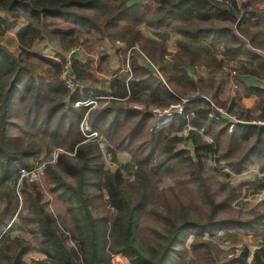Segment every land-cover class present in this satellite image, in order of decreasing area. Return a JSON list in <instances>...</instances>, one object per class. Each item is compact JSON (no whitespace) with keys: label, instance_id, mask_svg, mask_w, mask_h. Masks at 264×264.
<instances>
[{"label":"trees","instance_id":"16d2710c","mask_svg":"<svg viewBox=\"0 0 264 264\" xmlns=\"http://www.w3.org/2000/svg\"><path fill=\"white\" fill-rule=\"evenodd\" d=\"M21 17L26 18L28 23L17 34L18 53H13L0 43V184L6 186L11 180L16 184L18 175L13 179L14 170L19 166L30 167L31 157H37L41 152L35 146L16 144L9 132L10 127L15 125L10 121V116L20 100L24 104L25 121L31 127L42 134L48 130L54 145L66 144L67 149L75 150L74 156L59 154L55 163L46 164L43 171L50 183L49 192L55 195L56 200L67 204L66 210L71 212L72 221L67 222L60 214L46 212L38 187L22 180V191L32 208L16 216L32 224L29 232L38 242L45 258L36 263H27L23 258L29 251V242L0 231V264H111L112 256L117 254L126 257L131 264H169L176 253L186 255V249L181 252L177 247L183 241L181 235L185 233L194 235L191 248L204 246L209 249L210 243L202 239L204 234L212 237L220 231L260 232L264 227V203L259 211H253L247 218L219 214L227 200L239 195L240 191L237 187L229 188L228 194L217 200L203 174V159L217 155L227 157L231 154L232 146L240 141L248 144H244L236 156L227 159V165L239 172L245 161L254 156L260 158L259 168L263 171L264 149H260L258 143L260 134H264V126L244 125L247 132L239 135L238 139L235 138L236 133H232L227 148L221 151L218 139L207 141L198 130L207 128V135H210L215 126L220 125L226 130L229 123L222 117L218 120L209 117V113L219 115L209 103L186 99L182 104L184 114L180 115L171 130L180 131L187 121L196 129L190 130L186 138L154 132L153 122L150 121L152 110L146 107L147 103L142 109L127 104L132 95L143 88L135 79L136 65L130 60L133 73L130 78L117 80L118 89L111 91L109 102L90 113V124L95 129L110 139L116 148L133 154L135 178L129 182L124 179L121 169H105L97 143L84 141L78 130L84 110L76 108L73 103L85 98L89 92H71L66 88L59 77L66 58L59 53L55 56L58 60L47 58L30 50L34 42L45 37V31L62 49L69 50L76 44L86 47L87 41L79 40V27L85 33L95 31L109 40H122L127 48L133 49L137 45L155 63L166 58L169 54L167 47L163 40L144 37L139 28L170 29L181 35L176 42L178 49L172 55L175 72L167 78L177 87H172L168 81L164 83L158 76L159 79L151 76L153 85L149 86L152 88L149 98L160 107L176 105L181 102L178 87L181 82L196 87L186 73L187 65L198 64L210 68L222 63V60L217 61L213 57L216 51L212 48L207 50L212 55L208 57L212 60L208 61L199 45L185 39L197 43L206 39L217 41L222 44L225 57L246 55L254 65L243 69L264 79V22L259 24V18L264 15L260 17L256 13L250 0H157L152 9L144 2L131 4L128 0H0V36ZM33 62L44 66L48 82L34 76ZM140 71L143 73L142 69ZM71 75L78 82L93 78L87 65L74 59L71 60ZM244 92L259 97L257 107L261 109L260 118L264 121V89L251 87ZM124 122L130 127L121 135L118 131ZM103 123L105 125L101 127ZM145 128H148L146 141L133 144ZM184 143V148L188 146L189 152L179 149V145ZM141 144L149 147L146 153L142 152ZM155 145L159 146L160 152L157 159L154 156ZM178 165L185 168L187 180L195 183L206 207L203 217H191L181 201L174 209L163 192L159 194L163 198L164 209L160 210L154 205L159 196L155 181L172 174L173 168ZM67 178H72L73 182ZM132 188L136 189L134 198L131 197ZM6 194L9 196L8 192ZM100 201L109 210L95 215L93 209L100 206ZM149 203L151 206L147 210ZM10 210L8 205L0 213V224L14 214ZM146 210L165 226V232L158 233L165 241L164 244L161 240L157 241L159 248L151 245L144 249L135 242L138 218ZM248 255V250L244 249L237 261L244 263ZM253 261L264 264V246L253 252Z\"/></svg>","mask_w":264,"mask_h":264},{"label":"rangeland","instance_id":"374dc122","mask_svg":"<svg viewBox=\"0 0 264 264\" xmlns=\"http://www.w3.org/2000/svg\"><path fill=\"white\" fill-rule=\"evenodd\" d=\"M250 1L252 8L256 10V13L260 15V17L261 15L263 16L264 0H250ZM145 4L148 5L147 3ZM149 8L152 9L153 7H149ZM263 22H264V17H261V19L259 18V24H262ZM27 23L28 21L24 17H21L18 20H16L14 26L8 29L3 35L0 36V43L6 48H8L10 51H12L13 53L17 54L19 51L18 41H17V35L13 32V28H15V26L20 27L23 25L25 28ZM78 31H80L79 40L82 42L85 39L86 33L82 31V29L79 27H78ZM44 33H45V37L43 38L45 40L44 45L48 46V47H43V48H47L45 55L50 56L47 58L56 59L55 56L57 53H59L56 48L59 47H54V46L60 44L56 40L50 39L49 36L46 34L47 33L46 31ZM171 40L172 38H169V41L168 40L167 41L170 42ZM116 41H120L123 44L122 40L116 39ZM48 44L53 46L50 47ZM202 45L203 47L208 46L205 42L202 43ZM72 47H81L83 51L84 49H86V47L82 46V44L73 45L69 47V49ZM67 51L68 50H66V52ZM34 53L39 54L38 52H34ZM71 60H73V58H71ZM32 67L34 68V76L37 79L43 78L45 82H48L49 79L47 78L48 76L43 68L44 67L43 65L38 64L37 62H33ZM70 67H71V62H70ZM128 71H129V76L126 78V80H128L131 76L130 68ZM207 82L208 81H205V84ZM204 90H206L205 87ZM70 91L73 92L75 90H70ZM93 95H100V97L95 100L94 104L88 105L85 108H81L84 110V112L82 118L78 123L79 131H80L79 125L84 117L85 112L89 109V113L87 117L88 123L90 127L94 128V126L90 124L91 111H93L94 109L102 108L112 98L111 96H107L105 94L89 93V95H87L83 99H86ZM131 102L132 101H129L127 102V104L129 106H132L133 104ZM10 121L15 123L14 126L10 127L9 132L13 136L14 142L16 144L28 145L31 147L35 146L41 150V152L37 157H31V159L29 160L31 166L39 164L45 161L46 159H48L51 151L54 148H62L69 152L74 153V149L73 150L67 149L68 145L66 144H62L60 146L54 145L51 142L52 140L48 130H46L45 134H42L36 128L31 127L30 124L27 121H25L24 104L20 100H18L17 104L14 107L12 115L10 116ZM166 126H163L162 128ZM129 127H130L129 124L124 122V124L120 127L121 130H119L118 133L121 132L120 134L124 135ZM95 130L98 131L100 135L99 139L97 141L95 140H87V141H94L97 143L98 148L101 151V160L105 167L102 152L108 150L111 152V155L113 157H116L117 150L118 151H122V150L121 148H116L114 143L110 139H108L105 135L101 134L99 130L97 129ZM178 132L179 131L171 130L165 133L164 132H160V133L162 135L169 134V135L179 136ZM63 134L64 132L62 133V135ZM81 135L83 136L82 133ZM147 137H148V128H145V130L142 132V134L139 137H137V140L133 144H138L141 141H146ZM57 140L59 141L60 139L58 138ZM144 145L145 144H141V147H143ZM184 146L185 143L180 144L179 149H186L189 152V149L184 148ZM141 149L143 153H146L149 147L145 146ZM124 152L128 154L127 159L129 160H126L124 164L120 166L115 162L116 166H111L112 168L107 167L108 169L107 168L105 169L110 171L121 169L124 179L128 180L129 182H132L134 181L135 178L134 175L136 169V165L133 159L134 157L130 151L125 150ZM74 154L73 155L67 154V155L74 156ZM154 156L156 157V159L159 158L160 156L158 145H155ZM113 160L116 161V159L114 158ZM223 166L228 167L223 160L219 161V159H214V160L207 159L206 161H204L203 174L207 178V182L211 186L213 192L215 193L217 200H220L225 195H227L229 188L237 187V189L240 191L239 195L235 197H231L230 199L227 200V202L220 208L219 214L221 216H238L241 218L250 217L253 211H259L262 208L264 201L258 203L253 202L251 199L248 198L249 193L253 192V190L255 189L261 188V185L264 184V178H257L254 180L246 176H241V177L233 176L221 170ZM22 167L23 166H19L16 170H14L15 173L13 174V179L17 177L19 173V169ZM0 176H1V163H0ZM186 177H187V172L185 168L181 165H178L173 168L172 174L165 175L160 179L156 180L154 185L157 186L158 188L157 195L159 196L154 202V205L160 210L161 208L164 209V207H162L164 201L159 194L160 192H163L166 198L168 199L169 203L171 204V206L174 207V209L178 208L179 201H181L186 206V209L191 217L194 218L203 217L206 213V207L202 203L200 195L196 190L195 183L193 181L187 180ZM67 179L70 182L71 181L73 182L72 178H67ZM14 183L15 182H13L12 180L8 181L6 183L7 188L6 186H2L0 184V213L4 211L5 207L8 205L11 207L10 211L11 212L14 211V214L11 217H9L5 222L3 221L0 224V231L1 233L5 235H9L12 238L20 237L28 241L30 244L29 251L26 253V255H24L23 259L27 263H36L37 261L44 259L45 255L42 252H40L38 242L33 239V237L29 232V227H31L32 224L29 222H24L18 216H16L17 213L23 215L29 210H31L32 205L25 198L26 195L25 193H23L21 188L22 183L18 187H16V184ZM32 184H35L38 187L40 191V199L44 205V210L46 212L53 213L56 215L60 214L61 217L67 222L72 221L71 212L66 210L67 204L63 203L62 201L56 200L55 195L49 192L50 183L46 180L44 172L40 177V179ZM135 190L136 189L134 188H132L131 190L132 198H134L136 195ZM242 191H246L247 193L248 192L249 193L243 196ZM6 192L9 193V196H7ZM99 204L100 206L98 208L93 209L95 215L103 214V212L109 210L107 206L105 208L103 207V201H100ZM149 206H151V203H149V205L147 206V210ZM147 210L144 211L138 218L137 221L138 223L137 226L135 227V232H134V239L135 242L141 245L144 249L149 248L151 245L157 246L159 248L157 241L161 240L163 244L165 243V241L162 240V238H160L158 233L159 232L164 233L165 226L162 221L156 219L153 215H150ZM263 228L260 230V232L263 230ZM260 232L258 234L256 233V235H253L251 238L246 236L248 235L247 233L239 232V235L237 234L234 237V239L229 240L228 243L226 242L224 243L222 239V236L225 235L223 234L224 231H220L212 237L208 236L207 234H204L202 239L203 241L205 240L210 243L211 247H209V249H206L204 246H196L195 248H191L190 244L191 241L194 239V235L185 233L181 235L180 238L183 241L178 243L177 247L180 249L181 252H183L184 249H186L187 250L186 255L183 254V256H181L178 255V253H176L171 259V262L169 264H242V262H238L237 260L240 254L244 251V249H247L249 254V253H253L255 250L264 246V240L261 237V235L263 234H261ZM111 264H131V263L128 261L126 257L122 256L121 254H117L112 256Z\"/></svg>","mask_w":264,"mask_h":264},{"label":"crops","instance_id":"0c3cea01","mask_svg":"<svg viewBox=\"0 0 264 264\" xmlns=\"http://www.w3.org/2000/svg\"><path fill=\"white\" fill-rule=\"evenodd\" d=\"M136 2H144L147 3L149 7H153L157 0H128V3L131 4ZM23 28L24 25L20 27L15 26V28H13V32L17 35L20 31H22ZM139 31L144 37H147L149 39L156 41L163 40L164 44L166 45L169 54L164 60L155 62L160 69L162 77L154 73L147 61L148 58L140 50L127 48L123 41V44H117L116 40H109L107 37H102L95 31H90L85 34L84 40L87 41L86 49H84V51L82 52L74 54L73 59L87 65V70L89 73H91L93 78H85L79 81L82 88L77 90H87L89 93H100L111 96V91L118 89L117 84L119 83L117 82V80L127 78L129 76V62L130 60H132L136 65V68L134 70V73H136L135 79L137 83H140V85L143 86V88L140 87V92L132 95L130 99V101H132L131 103L133 104L132 106L137 109H142L145 107V103H147L146 107L151 109L153 113V110L155 108L163 109L172 105L170 104L165 107H160L155 103V101H153V99L149 98V93L152 91V88H150L149 86L153 85L152 82H150V78L151 76H153L154 78L159 77L161 81L165 83V81H168L167 78L169 77V75L175 72V69L173 67L172 55L178 49L176 42L181 39V35L166 28L153 29L150 27L141 26L139 28ZM169 38H172V40L170 41L171 43L168 42ZM185 40L194 45H199L203 50L204 57L207 58L206 60H212V58H208L212 56L207 53V50L209 48H212L216 51V53L213 54V57L216 58L217 61L222 60L220 66L210 68L205 65L198 64L195 66L187 65L185 67L186 73L190 77V79L195 82L196 87L189 86L184 82H181L178 87H180L179 89L181 92V96L179 97L181 99H189L191 101H197L199 103L207 102L212 107L215 106L227 111L239 120V122L235 124L236 128L232 131H229V126L228 129L224 130L221 128L222 126L220 127V125L215 126L210 132V135H207V131L209 130L207 128H201L198 130L199 132H202L204 139L205 137H207V139H205L207 141L218 139V142L220 143V150L223 151L227 148L228 138L232 133H236L235 138L238 139L239 135L247 132L245 127H243L244 125L257 124L259 126L258 122L263 121V119L260 118V115L262 114L261 109L257 107V101L259 100V97L254 93H245L244 90L251 87L264 89V79H260L243 69V67L251 68L254 65V62L246 57V55H239L232 58L225 57L223 56L224 50L222 44L217 41L206 39L197 43L192 42L188 39ZM204 42L208 45L207 47H203L202 43ZM44 43V39L36 41L31 46V51L38 52L39 54L46 56L45 53L47 51V48L43 47L48 46H45ZM48 45L50 47L53 46L50 44ZM54 47H59L56 48L59 54L66 57L65 49H62L58 44ZM135 47H137V45ZM56 59L58 60V58ZM141 69L143 70V73L140 71ZM131 74H133L132 71L130 72V75ZM112 81H114V84H112ZM205 81L208 82L205 84ZM168 83H170L172 87H177L174 82L168 81ZM204 87L206 90H204ZM173 94L175 93L173 92ZM189 114L191 116V113ZM211 114L212 113L208 114L209 117H212L210 116ZM179 117L180 115H175L171 122L167 123V126L165 125L166 127L154 130L153 127L155 121L157 120V117L154 116L150 120L151 122H153L152 130L154 132L171 131L172 126L176 125V121ZM224 120H226L229 125L231 124V121H229L228 119L224 118ZM104 125L105 124L103 123L102 127ZM192 127L194 128V130L196 129L194 126ZM263 136V133L260 134V142L258 143V147L260 149H264V142H262ZM244 144L248 143H240V141H238L232 146L231 154L227 155V157H220L219 155L214 157L211 156L203 159V163L207 159L214 160L217 159L216 157H218L219 161L223 160L227 165L226 160L231 159L234 155L236 156L237 153L240 152ZM186 148L189 149L188 146H186ZM127 155L128 154L124 151L117 150L116 157L113 158L116 159L115 162L120 166L124 164L126 160H129L127 159ZM259 161L260 158L253 156L251 159L245 161V165L239 172H235L228 165L227 166L234 173L233 176H246L255 180L257 178H264V170H260ZM263 190L264 184L261 185V188L255 189L253 191ZM248 193L246 191H242L243 196L247 195ZM239 232L247 233L248 235L246 236L249 238H251L253 235H256L242 230L224 231L223 234L225 235L222 236L224 243H228L229 240L234 239L237 234L239 235ZM260 233L263 234L261 235V237L264 240V228Z\"/></svg>","mask_w":264,"mask_h":264},{"label":"built area","instance_id":"2783aa9c","mask_svg":"<svg viewBox=\"0 0 264 264\" xmlns=\"http://www.w3.org/2000/svg\"><path fill=\"white\" fill-rule=\"evenodd\" d=\"M117 44H122L120 41H116ZM132 49V48H130ZM133 49H137L139 50L137 47H134ZM82 48L81 47H72L70 48L67 52H66V59L67 62L64 64L62 71L60 73V77L62 79V81L64 82L65 86L67 89L70 90H77V89H81L82 86L80 84V82L75 81L73 79V76L71 75V67H70V62H71V58H73V55L79 52H82ZM148 63L150 65V67L152 68V70L154 71V73L160 77H162L161 72L159 67L156 65V63H153L152 61L148 60ZM100 97V95H93L91 97H88L86 99H79L74 101V106L76 108H85L88 105L94 104L95 100L98 99ZM185 99H181V102L179 104L176 105H170L167 108H155L153 110V117L156 116L157 120L155 121L154 130H158L160 128H162L163 126H165L167 123L171 122V120L173 119V117L175 115H182L184 114V110H183V103L185 102ZM215 107V106H214ZM215 109L218 111L219 115L218 116H213V114H211L210 116H212L214 119L218 120L220 117L222 118H226L229 121H231V124L229 125V131H232L236 128V123L239 122V120L231 115L230 113H228L225 110H222L218 107H215ZM88 113H89V109L85 112L83 119L80 122V131L83 134L85 140H95L97 141L100 137L98 131H96L94 128L90 127L89 123H88ZM189 117V114H187L186 118ZM258 124L264 126V121H259ZM194 128L191 126V124L189 123V121L186 122L185 126L178 132L179 136L186 138L189 135L190 130H193ZM202 134V132H200ZM205 139H207V137H205ZM61 153H65L68 155H73L75 153L69 152L65 149L62 148H54L48 159H46L45 161L36 164L34 166H30V167H22L19 169V173H18V178H17V183H16V187H18L21 184L22 180H26L30 183H35L37 182L40 177L43 174L44 171V167L46 164L48 163H55V161L57 160V157L59 154ZM103 155V160L105 163V168H112L111 166H116L115 165V161L113 160V156L111 155V152L108 150H105L102 152ZM107 168V169H108ZM221 170L234 175V173L226 166H223L221 168ZM249 199H251L253 202H262L264 201V190L263 191H253L251 193H249L248 196ZM242 264H255L253 261V253H249L248 257L246 258L245 262Z\"/></svg>","mask_w":264,"mask_h":264}]
</instances>
